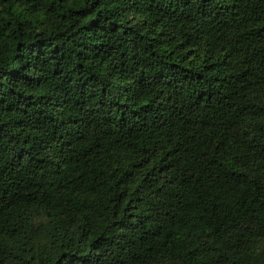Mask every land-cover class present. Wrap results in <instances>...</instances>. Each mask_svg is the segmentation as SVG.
Instances as JSON below:
<instances>
[{
    "label": "trees",
    "instance_id": "obj_1",
    "mask_svg": "<svg viewBox=\"0 0 264 264\" xmlns=\"http://www.w3.org/2000/svg\"><path fill=\"white\" fill-rule=\"evenodd\" d=\"M0 264H264V0H0Z\"/></svg>",
    "mask_w": 264,
    "mask_h": 264
}]
</instances>
